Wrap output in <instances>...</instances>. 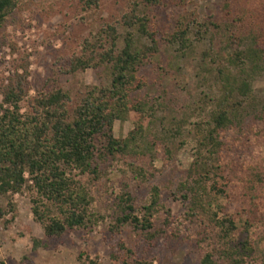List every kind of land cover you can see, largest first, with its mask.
<instances>
[{
	"label": "rangeland",
	"instance_id": "obj_1",
	"mask_svg": "<svg viewBox=\"0 0 264 264\" xmlns=\"http://www.w3.org/2000/svg\"><path fill=\"white\" fill-rule=\"evenodd\" d=\"M134 1L96 0L91 4V0H20L0 30V103L2 90L20 75H25L28 90L21 102L22 112H31L42 93L56 88L68 91L74 105L89 87L110 86L108 68L74 73L65 70L75 55L87 52V41H93L107 25L117 26L119 47H123L127 32L123 16ZM227 1L162 0L160 5L142 6L139 14L147 10L160 32V52L141 68V75L147 79L141 95L154 100L155 113L143 118L131 112L115 121L113 133L124 138L142 123L146 137L138 150L143 154L108 158L101 162L98 179L82 177L94 195L91 211L100 216L93 228H75L60 237H47L33 216V194L27 188L15 195H0V260L6 264H121L126 255L124 244L135 251V256L153 264H201L213 239L219 246L217 236H209L205 232L209 229L187 217L188 204L180 197L178 187L194 160L195 124L208 120L212 104L203 100L214 90L213 84L200 76L203 51L210 47L218 50L224 33L229 32L225 28L231 31L233 25L232 48L226 51L251 44V31L264 29V0H232L229 15L224 9ZM183 15L199 25L207 24L208 29L201 38L193 35V45L184 55L165 40ZM212 35L216 36L214 40ZM261 43L264 45V40ZM253 87L264 97V76L256 78ZM179 125L183 129L177 134ZM241 127V131L238 127L222 130L226 152L234 161L225 172L227 179L221 181L220 202L226 209L220 218L225 222L234 219L235 243L250 240L255 247L253 259L247 264H264V121L249 117ZM137 166L145 169L148 180L138 176L134 170ZM249 178L256 186L257 206L248 194ZM155 185L162 188V203L170 217L163 211L154 217L151 231L156 237L149 240L130 224L118 225L116 204L124 191L131 192L137 205L135 214L141 218L142 207L150 203ZM34 239L43 245L35 249Z\"/></svg>",
	"mask_w": 264,
	"mask_h": 264
},
{
	"label": "trees",
	"instance_id": "obj_2",
	"mask_svg": "<svg viewBox=\"0 0 264 264\" xmlns=\"http://www.w3.org/2000/svg\"><path fill=\"white\" fill-rule=\"evenodd\" d=\"M95 1L91 0V4H96ZM19 2L0 0V30ZM161 2L135 0L123 16V26L127 29L123 47H119L121 35L117 26L107 25L99 30L93 41H87L84 50L87 52L75 55L65 70V73H74L88 68H108L110 86L89 87L74 105L68 91L56 88L42 93L31 112H22L21 106L28 95L25 75L18 76L2 90L0 195H15L27 188L33 194V216L42 224L47 237H60L75 228H93L100 216L91 211L94 195L82 177L98 179L102 172L101 162L108 158L143 154L138 150L146 137L142 123L124 138L114 136L113 126L116 120L126 118L131 112L140 113L143 118L155 113L154 100L147 94L141 95L147 86L141 68L160 52V32L157 24H152L147 10L142 15L139 12L142 6L152 7ZM224 9L226 15L231 14L232 0L225 3ZM216 27L222 28L218 24ZM225 29L229 32L224 33L222 46L218 50L210 47L202 54L201 79L213 84L214 89L213 94L206 95L203 100L212 104L208 120L195 124L194 160L178 187L180 197L188 204L187 217L209 229L205 231L209 236L218 237L219 246L213 239L201 257V264H247L255 254L250 240L235 243L234 219L226 220L227 225L220 218L226 209V204L220 202L221 181L227 179L225 172L234 161L226 152L222 130L234 127L243 130L241 126L249 117L264 121V97L253 87V81L264 76V45L261 43L264 29L252 30L251 44L230 51L226 50L232 48L235 25L231 31ZM196 34L200 38L207 35V24L199 25L183 15L173 30L166 33L165 40L184 55L191 49ZM215 37L212 35L211 40ZM182 129L177 126L176 133H182ZM134 170L143 181L149 179L143 167L137 166ZM247 182L251 203L257 206L255 183L252 178ZM116 208L120 214L118 225L130 224L149 240L156 237L151 231L154 217L162 211L170 217L158 185L152 188L150 203L142 207L141 218L135 214L137 205L129 191L119 196ZM33 242L35 249L43 245L38 239ZM122 248L126 255L121 258V264H153L135 256L131 247L122 244ZM0 264L6 262L0 260Z\"/></svg>",
	"mask_w": 264,
	"mask_h": 264
}]
</instances>
